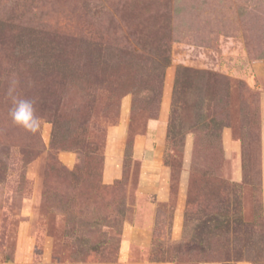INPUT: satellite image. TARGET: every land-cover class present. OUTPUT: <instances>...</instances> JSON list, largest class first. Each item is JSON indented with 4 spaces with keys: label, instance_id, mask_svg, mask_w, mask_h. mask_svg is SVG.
Instances as JSON below:
<instances>
[{
    "label": "rangeland",
    "instance_id": "rangeland-1",
    "mask_svg": "<svg viewBox=\"0 0 264 264\" xmlns=\"http://www.w3.org/2000/svg\"><path fill=\"white\" fill-rule=\"evenodd\" d=\"M263 184L264 0H0V264H264Z\"/></svg>",
    "mask_w": 264,
    "mask_h": 264
},
{
    "label": "clouds",
    "instance_id": "clouds-1",
    "mask_svg": "<svg viewBox=\"0 0 264 264\" xmlns=\"http://www.w3.org/2000/svg\"><path fill=\"white\" fill-rule=\"evenodd\" d=\"M14 92L15 89L10 87L8 94L12 98V107L10 108L9 115L12 122L29 132L36 133L41 126L40 117L36 114V101L19 98L14 95Z\"/></svg>",
    "mask_w": 264,
    "mask_h": 264
},
{
    "label": "crops",
    "instance_id": "crops-1",
    "mask_svg": "<svg viewBox=\"0 0 264 264\" xmlns=\"http://www.w3.org/2000/svg\"><path fill=\"white\" fill-rule=\"evenodd\" d=\"M262 202H263V212H264V184H263V194H262Z\"/></svg>",
    "mask_w": 264,
    "mask_h": 264
}]
</instances>
